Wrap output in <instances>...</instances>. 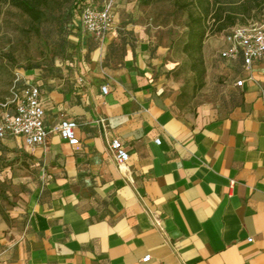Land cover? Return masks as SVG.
<instances>
[{
    "label": "crops",
    "instance_id": "1",
    "mask_svg": "<svg viewBox=\"0 0 264 264\" xmlns=\"http://www.w3.org/2000/svg\"><path fill=\"white\" fill-rule=\"evenodd\" d=\"M79 39L55 74L21 77L39 87L49 135L1 142L38 181L15 224L0 223V264H264V59H222L224 35L225 102L185 113L146 29ZM63 120L77 123V147ZM113 140L129 153L124 169Z\"/></svg>",
    "mask_w": 264,
    "mask_h": 264
},
{
    "label": "rangeland",
    "instance_id": "2",
    "mask_svg": "<svg viewBox=\"0 0 264 264\" xmlns=\"http://www.w3.org/2000/svg\"><path fill=\"white\" fill-rule=\"evenodd\" d=\"M72 1L52 0L38 23L0 3V98L9 104L8 112H13L10 96L22 89L19 84L25 72L35 69L55 74L58 64L75 59L80 44L79 19L71 11ZM146 1L95 0V4L111 6L114 26L142 27L156 46L165 48L163 74L167 88L177 94L180 111L196 113L221 107L227 78L219 51L230 31L209 35L201 54L185 53L186 15L176 12L169 0ZM252 20L264 23V12L255 13ZM23 156L0 143V223L15 224L18 217L13 212L21 208L38 181L37 171Z\"/></svg>",
    "mask_w": 264,
    "mask_h": 264
},
{
    "label": "built area",
    "instance_id": "3",
    "mask_svg": "<svg viewBox=\"0 0 264 264\" xmlns=\"http://www.w3.org/2000/svg\"><path fill=\"white\" fill-rule=\"evenodd\" d=\"M80 21L83 32L98 41L104 40L114 27L110 5L99 10L90 4L82 10ZM226 42L227 46L220 57L228 61L241 58L245 68L249 69L264 59V23L251 22L246 26H237L226 35ZM236 85L242 87L243 81H237ZM102 92L107 94L108 88L102 87ZM12 103L13 112H5L0 117V143L7 138H22L30 147L45 144L49 132L45 127V110L42 107L39 87L24 85L20 91L14 93ZM76 127L77 123L70 120H63L58 126L61 138L73 147L80 143L75 134ZM156 142L160 143L159 140ZM109 150L114 153L119 168L124 169L129 153L121 141L113 140L109 144ZM150 260L151 257L146 256L142 261L146 263Z\"/></svg>",
    "mask_w": 264,
    "mask_h": 264
},
{
    "label": "trees",
    "instance_id": "4",
    "mask_svg": "<svg viewBox=\"0 0 264 264\" xmlns=\"http://www.w3.org/2000/svg\"><path fill=\"white\" fill-rule=\"evenodd\" d=\"M176 12L187 17L188 40L184 44L185 53L201 54L204 42L209 35L220 34L237 26H246L253 22L254 14L264 12V0H169ZM147 3V1L145 0ZM1 4L10 5L27 16L32 23H38L49 9L52 0H0ZM93 4L96 9H103L95 0H73L72 13L77 14L79 33L81 32L80 16L82 10ZM251 20V21H250ZM22 88V82L19 84ZM16 87V86H15ZM21 90V89H20ZM19 91V90H17ZM16 91V92H17ZM14 93L10 98L13 100ZM7 102L0 98V110ZM9 107V104H6ZM13 108H14V104Z\"/></svg>",
    "mask_w": 264,
    "mask_h": 264
}]
</instances>
